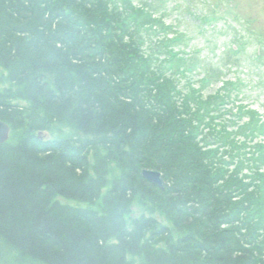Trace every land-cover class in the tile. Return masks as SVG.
<instances>
[{"label":"trees","instance_id":"16d2710c","mask_svg":"<svg viewBox=\"0 0 264 264\" xmlns=\"http://www.w3.org/2000/svg\"><path fill=\"white\" fill-rule=\"evenodd\" d=\"M125 1L0 0V247L30 264H264V124L195 95L183 56L151 61L171 27ZM56 126L72 136H43Z\"/></svg>","mask_w":264,"mask_h":264},{"label":"rangeland","instance_id":"374dc122","mask_svg":"<svg viewBox=\"0 0 264 264\" xmlns=\"http://www.w3.org/2000/svg\"><path fill=\"white\" fill-rule=\"evenodd\" d=\"M112 1L117 7H125V0ZM215 4L220 7L216 8ZM229 5L234 7L229 9ZM126 6L134 10L141 9L147 16L161 19L164 26L171 27L170 32H164L165 35H162L163 31H159L146 40L151 61L160 62L165 67L164 61L171 60L172 55L183 56L187 65L191 64L193 67V72L186 71L183 67L181 71L184 75L181 80L186 83L187 88L194 89V93L199 92L195 95L200 94L202 99H209L217 93L226 97L228 95L230 99H226L228 103L223 109H231L232 113L238 110L236 107L250 109L260 117L259 121L255 117L256 125L264 124V0H230L229 3L228 0H129ZM125 9L129 10L127 7ZM210 16L222 18L216 19L211 27L210 24H203L202 20L203 17ZM175 36L179 38L177 42L166 48L162 47L165 43L162 40ZM156 43L161 46L157 47ZM235 52L238 53L234 54ZM146 54L144 53L145 57ZM4 80L0 73V87L6 84ZM217 100L220 102V99ZM245 121L246 118L239 121V124ZM43 136L69 138L72 133H69L67 127L56 126L51 134L45 132ZM9 138L10 133L4 143ZM254 139L264 141V134H259L252 140ZM161 182L163 183L162 175ZM56 201L61 204L72 203L59 198ZM132 210L135 217L147 214L138 209L136 204ZM0 264L30 263L13 251L0 247Z\"/></svg>","mask_w":264,"mask_h":264},{"label":"water","instance_id":"95a60500","mask_svg":"<svg viewBox=\"0 0 264 264\" xmlns=\"http://www.w3.org/2000/svg\"><path fill=\"white\" fill-rule=\"evenodd\" d=\"M9 134V127L0 122V144L4 143L7 140V136ZM141 176L148 182L152 183V185H155L158 188H161L162 182H161V174L156 171L152 170H142Z\"/></svg>","mask_w":264,"mask_h":264}]
</instances>
